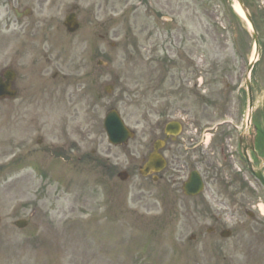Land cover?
<instances>
[{"label": "rangeland", "instance_id": "374dc122", "mask_svg": "<svg viewBox=\"0 0 264 264\" xmlns=\"http://www.w3.org/2000/svg\"><path fill=\"white\" fill-rule=\"evenodd\" d=\"M18 2L0 7V18L33 11L24 21L34 24V48L18 61L46 65L47 55L46 77L59 71L68 80L30 87V151L13 134L15 102L0 101V264H264V190L245 184L231 156L233 130L219 129L205 150L190 145L196 127L204 133L231 118L243 134L264 130V0L245 1L256 18L258 58L235 0ZM75 6L81 27L70 35L63 22ZM13 55L0 50V70ZM110 108L136 133L126 146L108 142ZM172 119L183 121L181 140L168 141L167 168L154 182L139 166ZM195 168L206 188L185 197L182 182ZM120 171L130 178L120 180ZM18 219L28 226L18 228ZM224 229L230 237L220 236Z\"/></svg>", "mask_w": 264, "mask_h": 264}, {"label": "flooded vegetation", "instance_id": "af4514ba", "mask_svg": "<svg viewBox=\"0 0 264 264\" xmlns=\"http://www.w3.org/2000/svg\"><path fill=\"white\" fill-rule=\"evenodd\" d=\"M6 1V5H10L13 3L19 4L18 1L20 0H0V5H3V2ZM21 19L11 20L9 16L5 18V20H0V50H4L7 47H11L14 51V55L12 58V64L8 66L1 67L0 74H8V71H12L9 73L12 80V88L17 91V95L14 99L16 111L14 117V124L16 133L19 135V130L21 127L24 129V136L23 140L26 144L30 143L32 140L31 132L32 128L35 125V118H34V101L32 100V95L29 93L30 87L35 83L37 80L40 83L46 84L49 82V78L46 77L47 71L49 69V65L51 61L47 59L46 65H35L34 63L30 62L27 65H21L20 57L23 54H28L30 51L33 50V44L36 41L35 34H34V24L29 22H21ZM19 60V61H18ZM38 66L37 75H33L35 71V67ZM6 80V78H4ZM66 80L67 77L64 75H60L58 71L53 73L52 80ZM51 81V80H50ZM98 78L96 80V89H98ZM183 130V128H182ZM181 130V132H182ZM164 134V133H163ZM181 133L174 138L173 142L177 140H181L180 138ZM165 137V134H164ZM201 135H196L195 139L192 138L190 145L194 147V152H199L204 149L202 147V143H200ZM235 139L234 135H232V141ZM256 144L259 147L261 142V138L259 137L258 133L256 132ZM42 140V139H41ZM19 143V141H18ZM185 143V142H184ZM228 147L229 144H224L222 146V150L224 151L225 147ZM240 146H242V141L240 142ZM207 147V146H205ZM206 149V148H205ZM204 149V150H205ZM167 151V150H165ZM233 156V155H231ZM229 156H225L223 160L228 159ZM254 157L259 158V150H256L254 153ZM178 171L181 170L180 164H177Z\"/></svg>", "mask_w": 264, "mask_h": 264}, {"label": "water", "instance_id": "95a60500", "mask_svg": "<svg viewBox=\"0 0 264 264\" xmlns=\"http://www.w3.org/2000/svg\"><path fill=\"white\" fill-rule=\"evenodd\" d=\"M238 1L240 2L241 7L244 10V13H245L247 20L251 24V28H252L251 33H252L254 40L256 41V45L258 46L257 32L255 31L254 23L252 22L251 17L249 15V13L247 12V10L244 8L242 1L241 0H238ZM67 24H68L69 30L73 31L77 28V25L71 24L70 18H68ZM250 68H252V65ZM247 85H248V87H250L249 81H247ZM6 88H7V85L2 84L0 81V94L5 92ZM174 125L175 124H172V123L169 124L167 127V132H168V129H172L176 126V125L175 126ZM105 129L108 133L109 140L114 144L127 143L129 138L133 137V132H131L124 125L123 121L120 119L118 113L115 110H112L107 114V116L105 118ZM161 146H162L161 141H157L155 143V149H156L155 152L151 153L149 155L148 161L145 163L144 167L141 168V173L143 175H148L153 171H159L165 166L164 159L157 152V150ZM194 174L192 175L191 180L189 182H187V184L185 185V191L187 194H196L201 190V187H202L201 180H200L199 176H197L198 175L197 173H194ZM120 176L123 180L128 178V175L125 172H122L120 174ZM17 224H18V226L22 227L26 223L23 221H18ZM223 234L229 235L230 232L226 231Z\"/></svg>", "mask_w": 264, "mask_h": 264}, {"label": "bare ground", "instance_id": "6f19581e", "mask_svg": "<svg viewBox=\"0 0 264 264\" xmlns=\"http://www.w3.org/2000/svg\"><path fill=\"white\" fill-rule=\"evenodd\" d=\"M236 9L241 12V9L239 8L238 4L235 5Z\"/></svg>", "mask_w": 264, "mask_h": 264}]
</instances>
